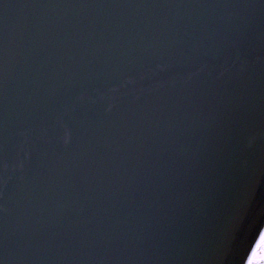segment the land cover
<instances>
[{"label": "water", "instance_id": "obj_1", "mask_svg": "<svg viewBox=\"0 0 264 264\" xmlns=\"http://www.w3.org/2000/svg\"><path fill=\"white\" fill-rule=\"evenodd\" d=\"M264 234V0H0V264H249Z\"/></svg>", "mask_w": 264, "mask_h": 264}, {"label": "snow or ice", "instance_id": "obj_2", "mask_svg": "<svg viewBox=\"0 0 264 264\" xmlns=\"http://www.w3.org/2000/svg\"><path fill=\"white\" fill-rule=\"evenodd\" d=\"M249 264H264V234L261 235L257 250L253 251Z\"/></svg>", "mask_w": 264, "mask_h": 264}, {"label": "flooded vegetation", "instance_id": "obj_3", "mask_svg": "<svg viewBox=\"0 0 264 264\" xmlns=\"http://www.w3.org/2000/svg\"><path fill=\"white\" fill-rule=\"evenodd\" d=\"M256 250H257V248H256Z\"/></svg>", "mask_w": 264, "mask_h": 264}]
</instances>
